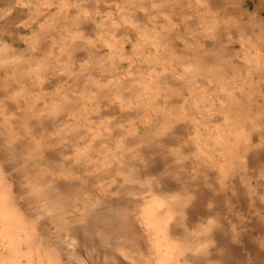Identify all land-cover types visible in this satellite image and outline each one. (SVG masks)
<instances>
[{"label":"rangeland","instance_id":"obj_1","mask_svg":"<svg viewBox=\"0 0 264 264\" xmlns=\"http://www.w3.org/2000/svg\"><path fill=\"white\" fill-rule=\"evenodd\" d=\"M0 187V264H264V0H0Z\"/></svg>","mask_w":264,"mask_h":264},{"label":"bare ground","instance_id":"obj_2","mask_svg":"<svg viewBox=\"0 0 264 264\" xmlns=\"http://www.w3.org/2000/svg\"><path fill=\"white\" fill-rule=\"evenodd\" d=\"M216 1H217V0H216ZM201 2H202V1H201ZM4 48H5V47H4ZM71 48H72V47H71ZM12 58H13V57H12ZM13 60H14V59H13ZM13 62H14V61H13ZM49 110H50V109H49ZM47 112H48V111H47ZM237 146H238V143L236 142L234 152H236L235 150L238 149ZM77 152H78V151H77ZM238 152H239V151H238ZM236 154L239 155L240 153H237V152H236ZM236 154H233L234 157L231 156V157L233 158V160H234ZM249 157H250V156H249ZM232 158H230V159L232 160ZM219 159H220V158H219ZM231 160H229V163L231 162ZM233 160H232V162H233ZM251 161H252V160H251ZM232 162H231V163H232ZM253 163H255V162H253ZM227 165H228V163H227ZM205 178H207V177L205 176ZM5 184H6V183H4V185H5ZM6 186H7V185H5V188H8V187H6ZM8 186H9V185H8ZM201 186H202V184H201ZM0 188H1V187H0ZM4 190H5V189H3V191H4ZM6 190H8V189H6ZM7 194H8V193H7ZM5 195H6V194H5ZM8 196H9V195H8ZM2 197H3V196H2ZM6 197H7V196H6ZM10 198H11V196H10ZM4 199H5V197H4ZM10 202H11V201H10ZM5 203H6V202H5ZM3 205H4V204H3ZM7 205H9V202L7 203ZM7 205H6V206H7ZM9 206H10V205H9ZM12 206H13V205H12ZM14 207H15V206H14ZM12 208H13V207H12ZM167 209H168V208H167ZM156 210H157V209H156ZM156 210H155V211H156ZM153 211H154V210H153ZM167 211H168V210H167ZM154 213H155V212H154ZM167 213H168V212H167ZM22 214H23V213H22ZM22 214H21V215H22ZM155 214H158V212H156ZM23 216H24V214H23ZM157 216H158V215H157ZM25 218H26V216H25ZM157 218H159V217H157ZM161 219H162V218H161ZM164 220H165V219H164ZM159 221H160V220H159ZM162 221H163V220H162ZM160 222H161V221H160ZM165 222H166V221H165ZM165 222L163 221V223H165ZM161 224H162V222H161ZM25 225H26V224H25ZM164 227H165V225H164ZM162 228H163V227H162ZM9 231H11V230H9ZM9 231H8V232H9ZM163 231L165 232V230H163ZM166 237H168V236H166ZM169 240H170V239H169ZM52 250H53V248H52ZM52 250L50 249V251H52ZM53 251H54V250H53ZM51 253H52V252H51ZM52 254H53V253H52ZM56 254H57V253H56ZM49 255H50V254H49ZM50 256H51V255H50ZM59 258H60V257H59ZM50 260H51V259H50ZM59 261H61V260L59 259ZM59 261H58V262H59ZM51 262H52V261H51ZM60 263H61V262H60Z\"/></svg>","mask_w":264,"mask_h":264}]
</instances>
